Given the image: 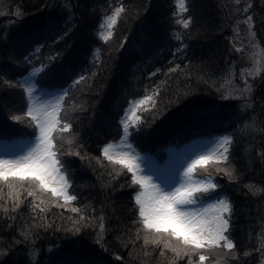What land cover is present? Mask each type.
I'll list each match as a JSON object with an SVG mask.
<instances>
[{"label": "trees", "instance_id": "obj_1", "mask_svg": "<svg viewBox=\"0 0 264 264\" xmlns=\"http://www.w3.org/2000/svg\"><path fill=\"white\" fill-rule=\"evenodd\" d=\"M248 16L264 49V0H0V138L35 132L30 71L65 89L50 138L69 195L0 177V264H262L264 57L245 80L234 59L259 48L234 32ZM123 133L140 153L227 137L193 173L227 204L229 246L145 224L132 170L104 154Z\"/></svg>", "mask_w": 264, "mask_h": 264}, {"label": "rangeland", "instance_id": "obj_2", "mask_svg": "<svg viewBox=\"0 0 264 264\" xmlns=\"http://www.w3.org/2000/svg\"><path fill=\"white\" fill-rule=\"evenodd\" d=\"M242 22L234 26V32L241 35L244 31L247 37L245 43L258 45L259 48H250L240 42L238 50L249 49L245 55L239 54L234 59L242 56L247 61L246 66L239 68L244 80L254 75L258 79L262 75L264 49L257 43L254 30L256 23L252 17L248 16ZM37 73V70H32L21 79L28 97V111L36 123L35 133L31 137L0 138V177H35L54 194L68 199V181L58 168L50 138L57 125V112L65 90L38 86ZM257 82L261 81L254 82V89L258 88ZM139 106L140 102L131 103L126 111L125 122L131 119ZM226 147L225 136H201L183 141L177 147L158 151L160 158L156 152L137 151L127 133H123L105 148L104 154L132 170L137 185L135 200L147 226L155 230L173 231L196 245L222 242L229 246L225 235L226 202L195 195L211 188L213 177L193 175L196 166L223 159Z\"/></svg>", "mask_w": 264, "mask_h": 264}, {"label": "water", "instance_id": "obj_3", "mask_svg": "<svg viewBox=\"0 0 264 264\" xmlns=\"http://www.w3.org/2000/svg\"><path fill=\"white\" fill-rule=\"evenodd\" d=\"M241 63L245 64V62H242V58H238L236 62V66L239 67Z\"/></svg>", "mask_w": 264, "mask_h": 264}]
</instances>
